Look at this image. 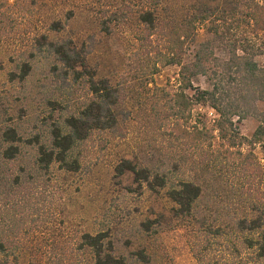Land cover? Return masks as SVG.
<instances>
[{"label":"trees","instance_id":"obj_1","mask_svg":"<svg viewBox=\"0 0 264 264\" xmlns=\"http://www.w3.org/2000/svg\"><path fill=\"white\" fill-rule=\"evenodd\" d=\"M16 1L1 4L0 37L13 29L10 13ZM161 2L145 0L144 8L136 12L141 24L137 39L142 57L136 53L135 61L152 67L147 70L151 75L157 70V61L179 66L176 91L156 85L152 89L153 120L158 126L170 125V130L162 133L167 142L162 155L167 160L158 156L161 165L140 166L124 158L114 167L115 175L129 171L136 182L150 190L164 189L173 202V216L190 226V247L198 264H264V70L256 59L264 55V0H199L195 10L177 27L159 23L156 11ZM124 9L132 8L125 5ZM112 13L100 19V27L106 32L111 21L118 19ZM72 15L69 11L66 18ZM198 24L207 34L201 41L195 38ZM63 25L53 20L49 27L57 31ZM157 37L159 41H155ZM190 45L191 49L187 48ZM35 47L33 56L52 58L50 71L61 87L67 91L74 86L86 87L87 96L74 110H68L67 104L58 108L64 111L63 116L49 123L46 138L40 132L24 138L11 125L1 131V160H15L28 145L35 150L31 165L42 175L35 182L33 168L20 166L12 179L0 178L1 190L5 188L9 193L12 188L11 193L18 196L19 222L22 218L28 220L29 211L42 213L43 207L51 204L47 186L40 187V182L52 164L63 171L78 170L79 145L87 143L96 132L115 130L123 113L120 104L124 94L107 79L96 80L95 73L87 67L89 49L84 44L78 45L71 37L47 40L41 35ZM216 49L224 54L217 56ZM150 55L155 57L151 64ZM30 67V63L23 62L19 78H25ZM200 77L205 85H194L193 81ZM258 101L263 108L257 106ZM49 103L55 110L54 105L63 102ZM198 105L213 109L215 116H200L190 124L192 111ZM249 114L257 124L247 136L238 124ZM257 144L262 148L261 158L253 151ZM243 146L248 150L244 151ZM1 194L0 199L6 203L8 195L5 191L7 197ZM32 217H36L31 218L34 222L39 220ZM15 221L13 216L12 225ZM0 225L3 264L5 249L12 239L8 235L15 231L7 225L8 233L6 226ZM80 243L93 253L92 264L150 262L143 249L136 250L132 260L116 254L112 242L101 232L82 234Z\"/></svg>","mask_w":264,"mask_h":264},{"label":"rangeland","instance_id":"obj_2","mask_svg":"<svg viewBox=\"0 0 264 264\" xmlns=\"http://www.w3.org/2000/svg\"><path fill=\"white\" fill-rule=\"evenodd\" d=\"M34 1H16L10 13L13 29L0 37V133L11 125L24 138L38 132L46 138L49 123L63 116L64 111L58 108L67 104L68 110H74L87 96L86 87L74 86L75 89L69 91L61 87L50 71L52 58L32 55L36 53V39L41 35L47 40L71 37L78 45L84 44L89 49L87 67L95 73L96 80L105 78L124 94L120 104L123 113L115 130L96 132L87 143L79 145L78 170L63 171L52 164L41 180H47L46 184L40 182V187L47 186L51 202L43 207L42 213L29 211L28 220L22 218L19 222L18 196L11 193L12 188L7 189L9 193L4 188L7 197L0 187L1 195L8 199V203L0 199V223L6 226L4 230L8 233L7 225L13 226L12 231H15L8 235L12 239L1 263L92 264L93 253L81 246V236L101 232L112 242L115 253L129 260L134 258L136 250L143 249L149 256L148 264H198L190 247V226L173 216V202L164 189L150 190L136 182L131 172L116 176L114 171L124 158L140 166L162 164L157 157L165 159L162 153L167 142L162 133L166 134L170 125L158 126L154 122L152 89L156 85L176 91L179 84L177 64L157 61V70L151 75L147 70L152 67H143L135 61V54L141 52L137 39L141 24L136 12L144 8L145 0ZM3 3L5 0H0V12ZM198 4L199 0H162L156 11L159 23L177 27ZM125 5L132 9H124ZM120 10L125 11L121 14ZM69 11L73 15L67 19ZM112 12L118 19L111 21L106 32L100 27V19ZM53 20H60L64 27L52 30L49 24ZM206 35L203 25L198 24L196 41ZM155 41H159V37ZM215 54L224 53L216 49ZM154 58L150 55L149 64ZM256 59L264 70V55ZM23 62L30 63L31 67L21 79ZM193 83L205 85L203 77ZM50 100L63 103L54 105L53 111ZM257 106L263 108L262 102L258 101ZM204 115L208 119L215 116L213 109L196 106L190 124ZM256 124V118L249 114L238 125L244 135L250 136ZM243 150L247 151L248 147L243 146ZM253 151L259 158L263 156L260 145H255ZM34 155L35 150L27 145L15 160L5 162L0 158V178L6 176L10 180L20 166H25L33 168V181L39 180L42 175L31 165ZM13 216L17 220L14 225ZM32 216L39 220L32 221L31 218H36ZM148 221L151 223L147 229Z\"/></svg>","mask_w":264,"mask_h":264}]
</instances>
